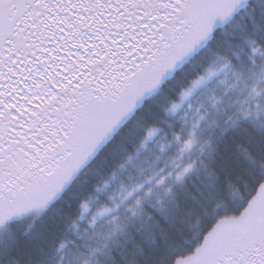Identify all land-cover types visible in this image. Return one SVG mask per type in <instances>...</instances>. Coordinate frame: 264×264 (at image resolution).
Here are the masks:
<instances>
[{"label":"trees","instance_id":"16d2710c","mask_svg":"<svg viewBox=\"0 0 264 264\" xmlns=\"http://www.w3.org/2000/svg\"><path fill=\"white\" fill-rule=\"evenodd\" d=\"M263 72L264 0H249L40 216L6 219L0 264H175L186 257L264 187ZM96 111L78 118L77 129L89 130L79 155L110 114Z\"/></svg>","mask_w":264,"mask_h":264},{"label":"flooded vegetation","instance_id":"af4514ba","mask_svg":"<svg viewBox=\"0 0 264 264\" xmlns=\"http://www.w3.org/2000/svg\"><path fill=\"white\" fill-rule=\"evenodd\" d=\"M10 2L6 22L12 25L0 37V107L7 120L12 107L22 108L32 95L38 108L29 105L31 110H74L80 118L106 111L102 122L111 126L134 107L131 102L170 78L198 40L203 16L196 0ZM79 78L82 83L72 87ZM262 193L264 187L235 218L234 231L178 264H264Z\"/></svg>","mask_w":264,"mask_h":264},{"label":"rangeland","instance_id":"374dc122","mask_svg":"<svg viewBox=\"0 0 264 264\" xmlns=\"http://www.w3.org/2000/svg\"><path fill=\"white\" fill-rule=\"evenodd\" d=\"M196 1L200 4L203 17L206 18H210L217 7L223 11L221 16L228 13L231 15L234 12L225 19L217 17L216 12L215 18L210 22L213 29L208 32L206 23L198 22L199 40L202 39L204 43H207L211 32L224 27L236 12L246 6L249 0ZM238 1L240 4L236 6ZM9 3L10 0H0V37L3 40L8 36L6 29L9 30V24L12 25L6 22V13L9 11V7L6 8V6ZM196 43L197 41H194L189 52L195 48ZM14 73L15 71H12L11 74L16 75ZM78 81L82 83V79L79 78L72 87H75ZM259 82L264 85V72ZM35 99L37 97L31 95L26 103L34 106ZM67 100L66 96L61 103ZM139 101L131 102L130 106L137 105ZM71 114L74 115V113ZM128 115L129 111L126 110L117 117L116 121L111 122V126L105 123L101 131L97 133L100 137L98 140L94 139L93 147L92 144H87V148L80 155L76 151L77 143L80 138L81 141L83 140V136L89 130L77 129L76 126L80 122L79 116L75 117L73 123L68 121L64 124H57V122L53 124L51 119L60 117L58 114H48L44 120L38 118V114L32 115V118L28 120H19L12 116H9L7 120L3 117L0 120V226L11 217L17 220L40 216L70 184L83 166L94 157L95 152L110 139L114 129ZM89 117L92 118L86 115V119ZM260 198H264V193ZM246 218L243 217L241 221H245ZM236 224V221H223L217 225H221L217 232L231 229Z\"/></svg>","mask_w":264,"mask_h":264}]
</instances>
